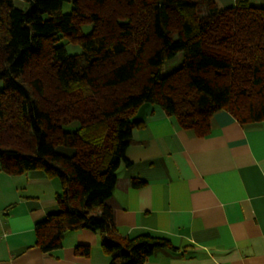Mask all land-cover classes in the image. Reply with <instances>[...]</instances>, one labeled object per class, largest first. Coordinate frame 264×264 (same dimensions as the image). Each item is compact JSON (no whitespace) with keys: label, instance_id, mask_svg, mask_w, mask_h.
Masks as SVG:
<instances>
[{"label":"trees","instance_id":"obj_1","mask_svg":"<svg viewBox=\"0 0 264 264\" xmlns=\"http://www.w3.org/2000/svg\"><path fill=\"white\" fill-rule=\"evenodd\" d=\"M25 1L0 0V170L42 169L59 180L57 209L35 224L36 245L50 252L67 232L87 228L100 234L107 264H143L155 249L175 248L150 232H116L106 203L116 170L127 162L132 130L144 124L145 105L198 135L222 109L240 123L264 120V5ZM66 43L80 52L67 53ZM178 52L182 64L163 74ZM71 122L75 128L65 130ZM76 251L86 255L89 247Z\"/></svg>","mask_w":264,"mask_h":264},{"label":"crops","instance_id":"obj_2","mask_svg":"<svg viewBox=\"0 0 264 264\" xmlns=\"http://www.w3.org/2000/svg\"><path fill=\"white\" fill-rule=\"evenodd\" d=\"M138 118L106 203L120 235L150 232L175 247L143 264H264V120L240 123L222 109L198 135L156 105ZM60 189L42 169L0 170V264L108 263L100 234L87 228L50 252L36 245L35 224L57 209Z\"/></svg>","mask_w":264,"mask_h":264},{"label":"rangeland","instance_id":"obj_3","mask_svg":"<svg viewBox=\"0 0 264 264\" xmlns=\"http://www.w3.org/2000/svg\"><path fill=\"white\" fill-rule=\"evenodd\" d=\"M215 1L219 7H224V6L232 4V0H215ZM250 2L253 5H264V0H250ZM14 3L17 7L18 6L23 7V4H25L26 1L25 0H15ZM70 7H71V4L69 2H65L62 7V11L67 12L70 10ZM88 29H89V25L84 26V31H87ZM65 41H66V38H63L61 43H65ZM65 48H66L67 53L69 54L77 53V52H80L81 50L79 45L72 44V43H66ZM182 59H183V53L178 52L173 57L165 60L162 65V73L167 74L173 71L174 69L178 68L182 64ZM1 88H2V81L0 80V90ZM76 124L77 122H73V123L71 122L69 124H66L64 125V129L72 130L73 128H75ZM57 151L62 154L71 155L74 149L72 147H67V146H58ZM69 234H70V231H69Z\"/></svg>","mask_w":264,"mask_h":264}]
</instances>
